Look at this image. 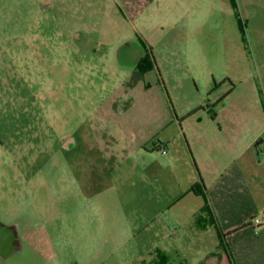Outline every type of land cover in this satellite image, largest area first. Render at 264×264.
Returning a JSON list of instances; mask_svg holds the SVG:
<instances>
[{
    "label": "rangeland",
    "instance_id": "rangeland-1",
    "mask_svg": "<svg viewBox=\"0 0 264 264\" xmlns=\"http://www.w3.org/2000/svg\"><path fill=\"white\" fill-rule=\"evenodd\" d=\"M262 121L264 0H0V223L21 238L0 264L198 263L214 231L192 189L171 199L194 152L250 160L264 204V131L233 138Z\"/></svg>",
    "mask_w": 264,
    "mask_h": 264
},
{
    "label": "crops",
    "instance_id": "crops-1",
    "mask_svg": "<svg viewBox=\"0 0 264 264\" xmlns=\"http://www.w3.org/2000/svg\"><path fill=\"white\" fill-rule=\"evenodd\" d=\"M204 112L208 113V109ZM212 121L215 122V118H212ZM212 121L211 123H214ZM253 121L251 123L254 124L256 120ZM178 122L179 119H177ZM263 123L264 121L260 122V126L248 133L244 140L240 132L235 133L234 144L240 148L238 156L255 146L264 131ZM157 124L159 129L168 128L173 125V120L169 115H166L164 119L160 118ZM241 124L238 122L237 126L242 127ZM245 127V130L249 131L253 126L247 124ZM218 130L222 135L223 130L220 125ZM221 142L215 144L218 147H224L225 142ZM169 143L170 139L159 141L162 147L158 150L165 148L166 156H170L171 161H174ZM212 145L213 143L209 139L207 142L209 150L213 149ZM193 159L195 163L194 160L192 162L196 169L193 173L198 176V179L195 176L193 179L189 177L190 187L183 189L181 193H175L171 202L172 204L177 203L188 192H191L193 185L200 183L199 190L204 193V196L193 193L196 204L186 205L188 206L186 210L189 212V216L194 218V225L198 231L211 233L209 229H213L214 232L209 238L210 247L199 253L200 260L195 264H264V221L254 222L251 220L256 218L259 210L258 205L264 206L259 203L257 191L249 182L250 176L247 170L253 163L248 160L246 165L240 166L239 163L231 162L232 164L226 167V157L224 159V156L216 157L209 153L199 157L193 152ZM206 204L210 206L209 213L203 212ZM245 224L249 225L242 228Z\"/></svg>",
    "mask_w": 264,
    "mask_h": 264
},
{
    "label": "flooded vegetation",
    "instance_id": "flooded-vegetation-1",
    "mask_svg": "<svg viewBox=\"0 0 264 264\" xmlns=\"http://www.w3.org/2000/svg\"><path fill=\"white\" fill-rule=\"evenodd\" d=\"M142 59L138 64V69ZM20 242L21 238L19 237L18 226L16 224L0 223V257H10L15 254L20 248Z\"/></svg>",
    "mask_w": 264,
    "mask_h": 264
},
{
    "label": "trees",
    "instance_id": "trees-1",
    "mask_svg": "<svg viewBox=\"0 0 264 264\" xmlns=\"http://www.w3.org/2000/svg\"><path fill=\"white\" fill-rule=\"evenodd\" d=\"M151 69H152V65H151L150 61L148 60V58L147 57L143 58L140 65H139V72L141 74H145V73L149 72ZM158 147L160 148V147H162V145L157 143V149H158ZM199 186H200V183H196L195 185H193L192 192L196 195L204 196V193L201 190H199ZM209 211H210V206L208 204H206L203 208V212L209 213ZM248 225L249 224H245L242 228H245Z\"/></svg>",
    "mask_w": 264,
    "mask_h": 264
},
{
    "label": "built area",
    "instance_id": "built-area-1",
    "mask_svg": "<svg viewBox=\"0 0 264 264\" xmlns=\"http://www.w3.org/2000/svg\"><path fill=\"white\" fill-rule=\"evenodd\" d=\"M161 151H162V153H163L164 155H166V154H167V151H166V149H165V148H162V149H161Z\"/></svg>",
    "mask_w": 264,
    "mask_h": 264
}]
</instances>
